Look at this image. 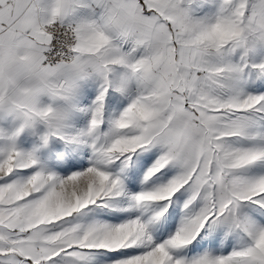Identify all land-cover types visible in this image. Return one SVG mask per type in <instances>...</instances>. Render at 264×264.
Returning <instances> with one entry per match:
<instances>
[{"label": "snow or ice", "instance_id": "snow-or-ice-1", "mask_svg": "<svg viewBox=\"0 0 264 264\" xmlns=\"http://www.w3.org/2000/svg\"><path fill=\"white\" fill-rule=\"evenodd\" d=\"M0 264H264V0H0Z\"/></svg>", "mask_w": 264, "mask_h": 264}]
</instances>
